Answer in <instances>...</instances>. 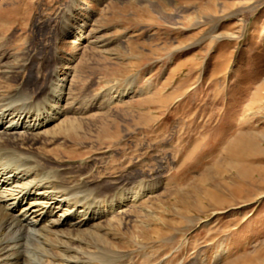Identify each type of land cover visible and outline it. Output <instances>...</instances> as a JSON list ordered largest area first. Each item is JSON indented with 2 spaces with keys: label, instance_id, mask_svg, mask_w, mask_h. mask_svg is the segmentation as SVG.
<instances>
[{
  "label": "rangeland",
  "instance_id": "1",
  "mask_svg": "<svg viewBox=\"0 0 264 264\" xmlns=\"http://www.w3.org/2000/svg\"><path fill=\"white\" fill-rule=\"evenodd\" d=\"M65 73L49 133L9 139L101 194L140 190L89 244L264 264V0H0V96L28 87L36 109Z\"/></svg>",
  "mask_w": 264,
  "mask_h": 264
},
{
  "label": "bare ground",
  "instance_id": "2",
  "mask_svg": "<svg viewBox=\"0 0 264 264\" xmlns=\"http://www.w3.org/2000/svg\"><path fill=\"white\" fill-rule=\"evenodd\" d=\"M77 28L75 39L81 40L86 23L72 22L69 32ZM67 79L65 73L60 83L53 80L46 100L37 102L36 109L29 98L28 102L22 98L27 97L28 87L0 96V264H123L130 258L109 244L91 245L87 237L95 239L105 229L93 220L140 199V190L132 188L127 193L117 186L112 194H101L90 183H73L75 174L70 168L51 167L27 148L10 142V136L20 137L24 129L32 128L35 139L49 133L45 128L63 114ZM27 103V108L21 106ZM237 167L239 174L246 169ZM84 246L92 253L87 254Z\"/></svg>",
  "mask_w": 264,
  "mask_h": 264
}]
</instances>
